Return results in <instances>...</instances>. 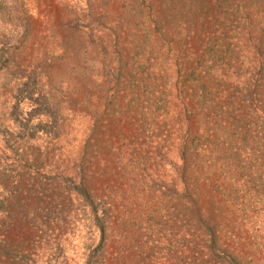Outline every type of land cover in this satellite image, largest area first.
Segmentation results:
<instances>
[{
    "label": "trees",
    "instance_id": "trees-1",
    "mask_svg": "<svg viewBox=\"0 0 264 264\" xmlns=\"http://www.w3.org/2000/svg\"><path fill=\"white\" fill-rule=\"evenodd\" d=\"M194 1L164 0V18L150 0L128 7L144 39L127 56L99 48L101 76L111 82L101 109L62 114L45 97L38 109L8 100L0 125V264L46 261L41 246L55 249L74 228L93 243L82 264H106L109 240L139 264H156L160 243L172 258L189 244L198 264H257L222 232L244 221L251 244L264 249V227L256 225L264 226V49L241 53L234 34L179 15L208 5ZM235 2L215 0L216 10L232 3L234 11ZM149 23L157 30L150 39ZM251 61L254 79L228 75L231 64L253 69ZM125 115L133 134L119 128ZM168 147L179 163L162 180L149 169ZM18 226L28 237L3 232Z\"/></svg>",
    "mask_w": 264,
    "mask_h": 264
},
{
    "label": "rangeland",
    "instance_id": "rangeland-1",
    "mask_svg": "<svg viewBox=\"0 0 264 264\" xmlns=\"http://www.w3.org/2000/svg\"><path fill=\"white\" fill-rule=\"evenodd\" d=\"M136 1L140 3V0H0V125L3 117L5 120L9 114L8 100H19L20 109H31L32 106L38 109L44 104L45 97L53 107H57V113L62 114L67 113L68 108L89 113L101 109L103 91L111 82L101 76L102 62L98 58V50L100 47L116 49L127 56L140 39H144V29L133 23V13L128 9L131 4L135 6ZM150 1L157 14L164 18V0ZM258 2L264 4V0ZM193 3L194 6L198 4L194 0ZM207 3L209 6L203 7L202 3L201 7L189 11L181 10L179 15L192 23L201 16L204 20L201 25L213 33L225 32L228 37L234 34L235 38L231 40L235 39L241 53L253 56L254 52L264 49V7H257V0H236L234 11H230L232 3L225 5L227 11L223 3L218 10L215 0H207ZM217 17L228 21L220 25ZM147 32H152L148 36L150 39L155 37L157 30L149 23ZM196 34L191 32L188 38L194 49L199 46ZM228 75L238 81L254 79L256 66L251 69L245 62L231 64ZM62 121L65 122L64 119ZM127 121V115L123 116L119 128L122 132L130 129L133 134ZM190 121L193 123L192 116L188 118V123ZM176 154L173 147H168L159 160L155 157L153 163H158L149 170L158 173L159 179H169L179 163ZM257 213L260 218V212ZM229 217L236 219L231 212ZM256 225L264 227L260 220ZM226 226L231 232H222V240L242 253L251 254L257 264H264V249L251 244L253 240L248 225L236 219L234 224ZM3 232L13 238L29 235L20 226ZM80 235H83L81 229L74 228L68 240H60L55 249L51 242L42 245L38 258L46 261L36 264H82L93 243L85 235ZM178 242L182 244L181 239ZM166 247L167 244L160 243L154 251L156 264H198L189 244L173 258L170 253L164 254ZM106 250V264H139L128 249L115 248L113 241L107 242Z\"/></svg>",
    "mask_w": 264,
    "mask_h": 264
}]
</instances>
